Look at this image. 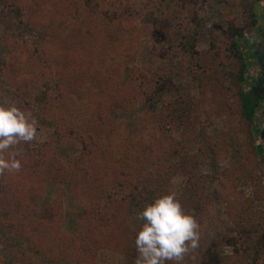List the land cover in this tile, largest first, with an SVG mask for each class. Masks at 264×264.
<instances>
[{"label": "rangeland", "instance_id": "374dc122", "mask_svg": "<svg viewBox=\"0 0 264 264\" xmlns=\"http://www.w3.org/2000/svg\"><path fill=\"white\" fill-rule=\"evenodd\" d=\"M242 28L264 43V0H0V102L38 120L0 173V264H134L137 212L167 191L199 225L180 264H264Z\"/></svg>", "mask_w": 264, "mask_h": 264}, {"label": "clouds", "instance_id": "9594fccd", "mask_svg": "<svg viewBox=\"0 0 264 264\" xmlns=\"http://www.w3.org/2000/svg\"><path fill=\"white\" fill-rule=\"evenodd\" d=\"M38 134V120L16 103L0 102V173L22 167L14 146L32 142ZM134 264H180L184 255L198 246L199 225L187 211L175 191L153 198L137 212Z\"/></svg>", "mask_w": 264, "mask_h": 264}, {"label": "trees", "instance_id": "16d2710c", "mask_svg": "<svg viewBox=\"0 0 264 264\" xmlns=\"http://www.w3.org/2000/svg\"><path fill=\"white\" fill-rule=\"evenodd\" d=\"M257 5V4H256ZM256 9L251 12V23H257ZM244 29L233 30L234 45L237 52L243 60L241 77L246 84V88L241 92L243 102V111L248 120L255 119V113L258 110H264V43L260 41L258 44L250 45L245 49L238 43V39L243 38ZM264 36V35H263ZM249 59H252L249 61ZM254 62L259 68L256 74H248L249 66ZM262 153V151H260Z\"/></svg>", "mask_w": 264, "mask_h": 264}]
</instances>
